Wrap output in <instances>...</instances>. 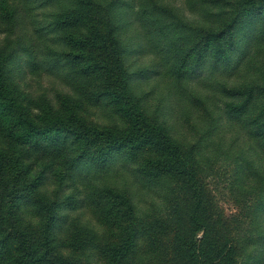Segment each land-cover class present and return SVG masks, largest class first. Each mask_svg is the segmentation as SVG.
<instances>
[{
	"label": "trees",
	"instance_id": "trees-1",
	"mask_svg": "<svg viewBox=\"0 0 264 264\" xmlns=\"http://www.w3.org/2000/svg\"><path fill=\"white\" fill-rule=\"evenodd\" d=\"M123 4L125 0H0L4 34L0 260L7 264H264V169L248 155L236 154L235 176L239 189L247 191L242 193L245 197L254 192L247 224L231 227L216 217L217 228L208 222L215 213L207 206L196 158L189 153L195 145L184 154L170 134L147 122L142 113L132 115V122L121 130L90 125L80 112L84 99L70 92L60 97L59 106L48 102L38 114L9 96L16 86L11 78L19 53L32 69L55 68L65 61L76 67L77 76L102 70L118 80L120 89H128L129 72L118 31L124 20ZM232 11L220 27L197 28L193 45L174 42L178 54L173 68L178 77L194 72L208 51L215 62H230L238 22L254 12L263 13L264 0L237 1ZM192 51L197 55L193 70L189 68ZM256 87L223 85L224 93L233 98L225 102L231 119L248 117ZM259 87L264 97V86ZM247 119L250 136L259 142L258 151L264 156V108ZM127 166L137 175V188L123 172ZM83 176L87 177L80 204L91 217L104 221L102 232L82 224L80 216L61 212L71 197L70 209L78 201L72 194L64 196L68 183ZM52 180L56 187L50 193L43 191L42 184ZM20 211L37 215V226L32 227L34 221L20 216ZM62 220L69 228L60 241L53 234ZM11 240L18 250L12 254Z\"/></svg>",
	"mask_w": 264,
	"mask_h": 264
},
{
	"label": "rangeland",
	"instance_id": "rangeland-1",
	"mask_svg": "<svg viewBox=\"0 0 264 264\" xmlns=\"http://www.w3.org/2000/svg\"><path fill=\"white\" fill-rule=\"evenodd\" d=\"M237 1L245 0H221L219 4H205L202 0H125L121 6L124 20L118 31L123 46V63L129 72L128 89H120L118 80L107 77L108 73L102 70L77 76L76 67L65 61L55 68L32 69L26 56L19 53L11 78L16 86L11 87L9 96H15L28 106L32 114H38L48 102L59 106L60 97L70 92L76 98L84 99L80 112L90 125L112 130L126 128L132 122V115L142 113L147 122L159 125L170 134L184 154L195 145L189 153L196 158L200 187L204 194H208L207 206L215 213L208 222L217 228L219 221H225L231 227L236 224L244 226L254 192L245 197L242 193L247 191L236 185V154L248 155L264 169V156L258 151L259 142L250 136L247 127V118L264 108L259 87L264 86V12H254L238 22L233 35L237 44L234 49H229L230 62H215L208 51L192 73L180 78L173 68L178 54V43L174 42L183 40L184 44L193 45L194 31L206 24L222 26L230 20L232 6ZM3 37L4 34L0 33V43ZM196 59V51H192L189 57L191 70L195 68ZM77 69L80 70V65ZM81 83L87 86L79 88ZM224 84L257 86L256 100L248 117L234 120L227 115L225 102L233 98L224 93ZM123 172L137 188L139 180H135L137 175L131 167L127 166ZM85 177L78 179L77 183L72 180L68 183L64 196L72 194L78 201L70 209L71 197L61 212H69L72 218L80 216L82 224L94 225L102 232L104 221L91 217L80 204ZM55 184L54 181L44 183L41 189L50 193ZM184 197L190 204V198L186 194ZM26 213L20 211L18 214L27 215L26 220L34 221L32 227L37 226L39 217ZM68 228L62 220L53 236L63 240ZM11 242H8V251L16 253L17 244ZM58 258L53 257L54 260ZM0 264L7 263L0 260Z\"/></svg>",
	"mask_w": 264,
	"mask_h": 264
}]
</instances>
